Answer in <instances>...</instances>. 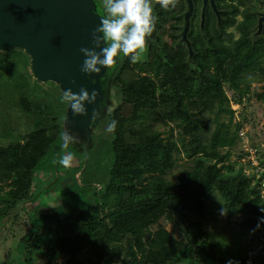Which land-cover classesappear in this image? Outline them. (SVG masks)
Returning <instances> with one entry per match:
<instances>
[{"label":"trees","instance_id":"obj_1","mask_svg":"<svg viewBox=\"0 0 264 264\" xmlns=\"http://www.w3.org/2000/svg\"><path fill=\"white\" fill-rule=\"evenodd\" d=\"M97 12L102 13L98 2ZM249 27L240 26L241 36L231 48L216 44L194 47L191 56L181 49L173 56L154 44L150 49L153 62L139 66L151 76H139L115 87L122 104L132 107L131 115L122 116L118 108L108 115L109 121H118L115 131L108 133L105 128L93 139L87 161L91 159L98 167L97 173H90L99 179L95 199L84 205L63 200L38 220L27 215L22 206L34 197L36 166L48 161L50 147L63 139L60 117L67 103L61 99L55 111L46 103L25 106L33 115L34 130L23 143L0 145V187L9 185L0 196V217L11 213L10 219L17 221L25 264H33L34 257L46 264L59 260L66 264H112L114 259H120L121 264H177L181 258L190 264H223L214 245L207 242L201 224L205 198L218 193L228 219L240 216L241 225L255 226L264 216L257 180L230 165L206 167L199 159L173 183L159 175L166 174L175 163L174 155L180 153L187 159L202 156L218 164L229 161L230 151L221 154L220 149L235 145L240 126L232 128L234 112L222 85L238 92L234 101L239 103L249 91L248 84L240 88L243 77L256 70L264 78V33L253 41ZM5 65L0 54V66ZM257 98L264 100V87ZM158 110L181 128L178 141L162 140L159 133L152 134L145 127L134 129L135 123L148 120L151 114L158 116ZM208 112L214 114V129L205 120ZM222 115H228L229 122L220 121ZM77 152L83 155L82 150ZM104 172L105 177L101 176ZM86 182L80 181L83 186ZM46 220L52 222L51 229L45 227ZM163 220L176 227L178 238L160 227ZM154 225L153 235L149 227Z\"/></svg>","mask_w":264,"mask_h":264},{"label":"rangeland","instance_id":"obj_2","mask_svg":"<svg viewBox=\"0 0 264 264\" xmlns=\"http://www.w3.org/2000/svg\"><path fill=\"white\" fill-rule=\"evenodd\" d=\"M97 1L103 10V0ZM178 2L180 0H174V7L170 5L168 9H164L160 7L159 0H151L153 16L155 17V27L151 33L152 38H146L145 49L137 63L133 64L125 57L117 63L115 68L113 67L109 74L106 84V102L103 106L105 114L103 119L92 128L93 134L90 137V144L86 147L88 153H90V148L94 143V137L106 128L109 114L119 108L122 116L129 117L131 115L132 107L122 104L115 87L131 83L139 76H151L150 73H143L139 70L140 65L147 61L153 62L154 60L150 46H154L156 43L159 46L167 45V52H170L173 56L176 55L177 49L174 47L177 43L182 42V31L175 27L177 26L175 18L181 11V7L177 6ZM239 14L240 11H238L237 15ZM243 24V17L232 18L231 40L228 44L215 42L214 45H226L231 48L233 43L240 38V26H243ZM256 26L254 29H251V26L248 28L250 38L253 41L262 37L261 34L257 35ZM181 50L187 52L186 48ZM0 54L4 55L7 62V65L0 66V145L6 146L14 142H25L29 134L34 130L33 115L26 110L27 104L46 103L50 111H55V105L59 104L58 101L61 100L63 93L55 83L43 84L36 80L31 67V60L23 50L11 49L9 52L1 51ZM124 62H127V67L119 71ZM208 65L212 66L213 61L209 60ZM262 65L264 66V57ZM116 76H119L117 81L115 80ZM246 84L249 85V91L239 103L234 101L238 98V92L233 91L226 84L222 85V90L229 100L230 109L234 112L232 128L234 124L240 126L235 145L230 149H220L221 154L228 150L230 151L229 161L218 164L202 156L187 159L182 153L176 154L174 155V165L164 176L159 175L161 180L164 178L167 182H175L182 173L188 172L194 167V162L197 159L202 160L206 167L215 165L218 168H224L230 165L237 171L243 164L241 159L245 157L244 153L247 149H256L260 162L264 165V100L257 98V94L262 92V87H264V78L255 70L251 75L248 74L243 77L240 88L244 89ZM206 114L205 120L207 124L210 129H214V114L209 112ZM65 117L66 114L64 112L63 116L60 117L62 131ZM220 121L229 122V116L222 115ZM133 126L135 130L145 127L152 134L159 133L162 140L173 139L178 141L181 132V128L177 127L176 123L163 118L162 110H158V116L151 114L148 120L139 121ZM241 131L245 135L244 140L240 138L239 133ZM85 139L86 137L82 136L75 142L70 141L68 145L73 146L72 148H63L60 143L58 144V152L54 151V146H51L48 151V161L36 166L34 170V184L36 185L33 191L34 197L22 206L26 214L30 215L32 219H41L43 214L55 209L56 205H59L63 200L73 199L84 205L95 199L94 196H96V190L98 189L96 183L99 179L98 177L93 178L95 175L90 176V173L96 172L97 164L91 159L90 161L88 160L82 175H79V171L84 167V158L78 157L76 152L83 150ZM68 152L73 154V163L70 168H65L56 161L58 156ZM105 174L104 172L101 176L105 177ZM148 176L150 175L147 174L146 177ZM102 179L100 180L102 181ZM86 180V186H83ZM80 181L83 183H79ZM7 190H9L8 183L1 185L0 196ZM1 205L3 204L0 202V207ZM222 208H224V200L218 193H212L205 198V216L201 220L205 238L208 243L214 245L215 255L223 264H226L229 258L238 260L240 264H243L246 247L250 246V243L262 229H257L256 225H241L242 218L240 216H233V218L228 219V213L225 215L220 214ZM225 212L227 211L225 210ZM12 215L10 213L7 217H0V264H25L26 256L23 247L18 242L21 230L18 227V223H16L17 221L10 219ZM193 219H196V217L193 216ZM20 220H22L21 217ZM160 225V227L169 230L176 238L179 237L177 229L173 225L170 226L164 220L160 222ZM45 227L51 229L52 222L46 220ZM155 228H157L156 225L149 227L153 235ZM253 229L256 230L253 232ZM153 235L151 234L150 238ZM81 258V261L84 262V257L81 256ZM120 262V259H114L112 264H121ZM33 264L46 263L34 257ZM52 264H66V262L59 260ZM177 264L190 263L181 258L178 259Z\"/></svg>","mask_w":264,"mask_h":264},{"label":"water","instance_id":"obj_3","mask_svg":"<svg viewBox=\"0 0 264 264\" xmlns=\"http://www.w3.org/2000/svg\"><path fill=\"white\" fill-rule=\"evenodd\" d=\"M192 11L191 0H187ZM102 13L97 12L95 0H0V52L11 49L23 50L31 60V67L38 82L55 83L60 91L71 89L79 92L86 88L96 91V100L86 104V114L74 115L67 105L63 122V139L58 144L65 147L64 137L71 136V142L85 136L83 155L84 167L88 158L92 128L104 117L106 84L111 69L86 75L81 72L85 59L81 48H91L92 32L100 22ZM257 35L261 33V20L257 25ZM189 55H192L189 50ZM98 112L99 115H94ZM87 140V142H86ZM87 143V144H86ZM54 145V151L58 148ZM79 180V179H78ZM80 183V182H79Z\"/></svg>","mask_w":264,"mask_h":264},{"label":"clouds","instance_id":"obj_4","mask_svg":"<svg viewBox=\"0 0 264 264\" xmlns=\"http://www.w3.org/2000/svg\"><path fill=\"white\" fill-rule=\"evenodd\" d=\"M161 8L168 9L175 6L174 0H159ZM104 14L100 16V22L92 32L91 48H81L85 59L81 66V72L86 75L100 73L111 69L121 59L127 57L131 63L139 61L146 45V38L151 36L155 27V17L151 0H103ZM97 93H91L86 88L79 92H73L70 88L65 90L61 99L66 102L74 115L86 114V104H92L96 100ZM94 115H99L94 112ZM118 121L112 119L106 125V132L112 133L117 127ZM71 136L64 137L66 147L71 141ZM65 168H70L73 163V154L68 152L58 156L56 161ZM260 211L264 213V208ZM222 208L220 214L225 215ZM264 225V216L258 218L256 228ZM256 229H253L254 232ZM226 264H240L238 260L229 258Z\"/></svg>","mask_w":264,"mask_h":264},{"label":"flooded vegetation","instance_id":"obj_5","mask_svg":"<svg viewBox=\"0 0 264 264\" xmlns=\"http://www.w3.org/2000/svg\"><path fill=\"white\" fill-rule=\"evenodd\" d=\"M191 3L192 11L186 17L189 10L187 0L178 2L181 11L175 18V27L182 31V42L177 43L175 49L186 48L192 51L194 47L203 49L215 42L228 44L231 40L232 18L243 17L244 24L250 25L251 29L258 25L260 19V34L264 33V0H191ZM163 49L167 50L168 46L163 45Z\"/></svg>","mask_w":264,"mask_h":264},{"label":"built area","instance_id":"obj_6","mask_svg":"<svg viewBox=\"0 0 264 264\" xmlns=\"http://www.w3.org/2000/svg\"><path fill=\"white\" fill-rule=\"evenodd\" d=\"M239 135L241 139H245L242 131ZM244 155L239 169L244 176L257 180L260 198L264 200V165L260 162L256 149H247ZM243 264H264V228L247 247Z\"/></svg>","mask_w":264,"mask_h":264}]
</instances>
